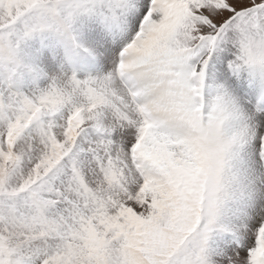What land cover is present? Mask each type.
Returning a JSON list of instances; mask_svg holds the SVG:
<instances>
[{"label": "snow or ice", "instance_id": "obj_1", "mask_svg": "<svg viewBox=\"0 0 264 264\" xmlns=\"http://www.w3.org/2000/svg\"><path fill=\"white\" fill-rule=\"evenodd\" d=\"M0 264H264V0H0Z\"/></svg>", "mask_w": 264, "mask_h": 264}]
</instances>
